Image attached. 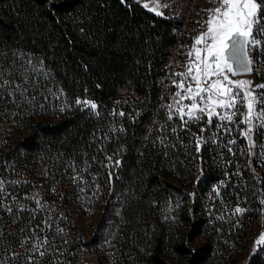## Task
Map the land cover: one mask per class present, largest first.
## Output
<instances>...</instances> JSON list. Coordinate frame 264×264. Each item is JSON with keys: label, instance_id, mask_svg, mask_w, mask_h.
I'll list each match as a JSON object with an SVG mask.
<instances>
[{"label": "trees", "instance_id": "obj_1", "mask_svg": "<svg viewBox=\"0 0 264 264\" xmlns=\"http://www.w3.org/2000/svg\"><path fill=\"white\" fill-rule=\"evenodd\" d=\"M193 25L140 0H0L3 79L21 84L29 60L48 73L0 90V264H88L109 237L115 264L238 262L264 219V130L249 150L235 129L167 120Z\"/></svg>", "mask_w": 264, "mask_h": 264}, {"label": "snow or ice", "instance_id": "obj_2", "mask_svg": "<svg viewBox=\"0 0 264 264\" xmlns=\"http://www.w3.org/2000/svg\"><path fill=\"white\" fill-rule=\"evenodd\" d=\"M125 3V0H121ZM139 2V0H136ZM216 6L203 10L206 19L200 21L204 30L192 37L193 43L187 50L188 60L184 63L185 71L172 73V85L177 89L167 105V120H178L182 130L189 123H198L207 120L208 127L201 128L202 133L207 132L216 121L218 133L231 135L233 130L238 131L240 137L244 138L249 150L255 146L253 135L257 130H264V93H256V89L264 88V84L253 88L251 80H235L232 76L251 73L253 71V60L250 51L264 47V41L256 39L264 36V3L258 0H211ZM51 3V0H49ZM153 6L147 3L143 7L157 16H162L159 11L161 5L159 0H152ZM11 75V73H8ZM32 74L48 76L41 67H36L31 60L28 68L20 73L21 84H14L12 80H4L5 72L0 70V90L12 87L9 95L17 93L23 95L31 84ZM62 94V91H61ZM75 104L95 111L98 105L87 99L77 98ZM260 106V107H258ZM69 105H62L60 111H64ZM245 111L237 115L239 108ZM124 116L123 112L119 113ZM239 119V124L236 123ZM240 125L245 127L241 128ZM176 129H173L175 132ZM196 151L206 141L203 137H194ZM235 139L229 140L228 144L235 145ZM232 151L231 148L228 149ZM110 161L111 157L108 158ZM116 166L119 161L114 162ZM111 177V173H109ZM3 188L0 182V189ZM219 194V189H216ZM39 203V201H37ZM264 204V201H261ZM245 209L236 207L235 214H244ZM223 217H221L222 219ZM46 243V241H45ZM264 246V231H262L253 253L259 247ZM43 255V253H41Z\"/></svg>", "mask_w": 264, "mask_h": 264}, {"label": "rangeland", "instance_id": "obj_3", "mask_svg": "<svg viewBox=\"0 0 264 264\" xmlns=\"http://www.w3.org/2000/svg\"><path fill=\"white\" fill-rule=\"evenodd\" d=\"M140 1L143 4L147 3L149 7L153 6L152 0H140ZM258 2L260 1L258 0ZM159 3L161 5H167V7H161L159 9V11L163 12V15L166 12H168L169 14L180 13L183 16H186L187 19H193L194 20V25H193L194 30H196V34L194 35V37L198 35L199 31L204 30L203 24L199 23L200 21H203L204 19H206V14L203 10L210 9L216 6V4L211 2V0H159ZM256 39L264 41V36H257ZM191 45L187 47V50L188 48L191 47ZM187 50H185V53H184L185 62L188 60ZM250 54L253 60V71L247 74L232 76L231 78L235 80H240V79L251 80L253 82L252 86L253 88H255L256 85L264 84V47L260 49H253L252 51H250ZM184 63L179 66L178 72L185 71V68L183 66ZM256 93L257 94L264 93V88L256 89ZM244 111H245L244 108L242 107L239 108L237 111V115L239 116V113H242ZM205 120H202L195 124L197 125V124L203 123L205 122ZM236 122L239 124V119H237ZM213 124H216L215 120L213 121ZM240 127L243 128L245 126L240 125ZM200 128H203V126H201ZM200 134H202V132L197 131L196 135L199 136ZM215 134L221 135L222 132L218 133V131L215 129ZM253 139H254V135H253ZM254 142H255V139H254ZM39 202L42 204L41 198H39ZM260 218L255 219L254 223H255L256 229H254V231L249 233V237H247L246 240L241 241L239 246H237L238 248L236 249L235 254H236V258H238V262L236 264H249L254 254H260V256L264 257V246L259 247L256 253L252 252V249L255 246V241L257 240L259 234L262 231H264V219L263 218H261L260 225L258 226ZM74 221L78 223L80 231H82L83 229L85 230L87 229L89 231L92 230L93 225L95 223V220H93L92 217L89 216V214H85L82 216L76 215V217H74ZM103 240L104 241L98 246V248L96 247L95 250H93L87 255L85 261L88 264H113L114 263V260H115L114 253L116 252V244L113 241L114 238L109 237V238H104ZM133 258H135V255L134 257H132V259ZM262 264H264V260Z\"/></svg>", "mask_w": 264, "mask_h": 264}, {"label": "built area", "instance_id": "obj_4", "mask_svg": "<svg viewBox=\"0 0 264 264\" xmlns=\"http://www.w3.org/2000/svg\"><path fill=\"white\" fill-rule=\"evenodd\" d=\"M215 125V129L217 130V128H216V124H214Z\"/></svg>", "mask_w": 264, "mask_h": 264}, {"label": "water", "instance_id": "obj_5", "mask_svg": "<svg viewBox=\"0 0 264 264\" xmlns=\"http://www.w3.org/2000/svg\"><path fill=\"white\" fill-rule=\"evenodd\" d=\"M250 54V53H249ZM250 56H251V54H250ZM251 58H252V56H251Z\"/></svg>", "mask_w": 264, "mask_h": 264}]
</instances>
